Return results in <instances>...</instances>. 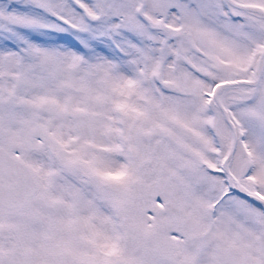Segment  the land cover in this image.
Instances as JSON below:
<instances>
[{
	"label": "rangeland",
	"instance_id": "obj_1",
	"mask_svg": "<svg viewBox=\"0 0 264 264\" xmlns=\"http://www.w3.org/2000/svg\"><path fill=\"white\" fill-rule=\"evenodd\" d=\"M263 51L264 18L226 0H0V145L38 183L0 264H264L212 95ZM219 99L233 181L264 197V66Z\"/></svg>",
	"mask_w": 264,
	"mask_h": 264
},
{
	"label": "water",
	"instance_id": "obj_2",
	"mask_svg": "<svg viewBox=\"0 0 264 264\" xmlns=\"http://www.w3.org/2000/svg\"><path fill=\"white\" fill-rule=\"evenodd\" d=\"M14 2H21L22 0H13ZM231 6L238 10L250 14H260L264 17V10L258 7L241 4L235 0H226ZM264 54V51H263ZM264 62L262 59L258 62L257 72L254 78L247 79H233L223 81L214 87L213 96L216 104L222 113L226 123L230 126L233 133L232 145L226 155L223 157L221 164L223 165L227 177L228 188L234 193L244 199L259 202L264 205V199L258 194L247 193L238 187L232 186V173L230 171L229 159L236 145L235 127L229 118L228 112L219 99V94L225 88H234L239 86L252 87L261 80V73L263 70ZM248 170V164L245 162L240 169V175L245 176ZM38 190V184L34 179L28 168L19 160L11 156L8 151L0 145V219L5 216L19 214L25 207L27 201L32 198Z\"/></svg>",
	"mask_w": 264,
	"mask_h": 264
},
{
	"label": "bare ground",
	"instance_id": "obj_3",
	"mask_svg": "<svg viewBox=\"0 0 264 264\" xmlns=\"http://www.w3.org/2000/svg\"><path fill=\"white\" fill-rule=\"evenodd\" d=\"M256 16H259V14H256ZM230 162L227 163V165H229ZM226 172V171H225ZM232 179V186L235 188V187H238L237 184L233 181V177H231Z\"/></svg>",
	"mask_w": 264,
	"mask_h": 264
},
{
	"label": "trees",
	"instance_id": "obj_4",
	"mask_svg": "<svg viewBox=\"0 0 264 264\" xmlns=\"http://www.w3.org/2000/svg\"><path fill=\"white\" fill-rule=\"evenodd\" d=\"M252 88H254V87H252Z\"/></svg>",
	"mask_w": 264,
	"mask_h": 264
}]
</instances>
